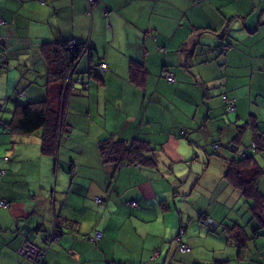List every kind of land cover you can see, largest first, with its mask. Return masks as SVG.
Masks as SVG:
<instances>
[{"label": "crops", "instance_id": "obj_1", "mask_svg": "<svg viewBox=\"0 0 264 264\" xmlns=\"http://www.w3.org/2000/svg\"><path fill=\"white\" fill-rule=\"evenodd\" d=\"M96 1L0 0V59L17 63L0 72V171L5 173L0 199L11 202L10 210L0 208V264H32L18 250L24 240L44 248L55 217L71 229L47 248L45 264H264L263 211L225 182L229 164L244 148L253 140L264 141V0H204L196 7L197 0ZM181 19L192 30L216 28L228 20L240 38L237 51L224 63L221 57L191 58L197 81L210 87L217 78L210 92L190 83V71L180 69L183 63L165 67L179 60L158 51L161 43L171 51L184 48L182 35L188 29L183 22L179 32ZM73 41L90 50L79 74L100 61L107 70H94L97 76L89 79L86 97L69 98L65 124L70 138L61 141L57 156L43 155L36 138L18 137L10 148L2 129L10 120L15 92L23 88L22 103L49 97V67L41 45ZM137 56L147 72L141 86L128 73ZM166 70L174 73V83L165 81ZM126 87L133 97L126 96ZM223 92L236 99V116L225 114ZM239 128H244L241 135ZM184 132L188 142L182 139ZM191 142L196 151L197 146H221L218 157L206 159L199 172L194 169L205 158L190 161L180 151ZM115 143L138 147L140 160L125 154V165L118 166L108 151ZM9 148L10 160L5 161ZM254 160L263 168L262 191L264 148ZM189 165L192 171H184ZM181 180L187 184L180 190ZM170 188L183 196L175 203L194 208L193 222L180 219L181 208L175 211L166 201ZM101 199L107 207L99 205ZM132 201L137 207L126 206ZM205 213L213 226L199 222ZM182 224V241L190 247L186 253L173 242Z\"/></svg>", "mask_w": 264, "mask_h": 264}, {"label": "trees", "instance_id": "obj_2", "mask_svg": "<svg viewBox=\"0 0 264 264\" xmlns=\"http://www.w3.org/2000/svg\"><path fill=\"white\" fill-rule=\"evenodd\" d=\"M204 0L200 1L197 0L196 6L202 5ZM91 5L97 3L96 0H93L92 2L89 1ZM227 23H224L216 28H208L203 27L201 28H193V32L196 35V39L192 40L190 43L191 49H187V45L189 44H181L184 48H177L175 51L179 56H174V60L178 59L179 61L176 64H171L170 66L165 67H177L179 68L178 64L183 63V65L180 66V69L187 72L190 71L189 76H191L190 83L197 84L204 88L205 92H210L215 87L216 79H212L213 85L210 87L208 85H204V82L197 81L196 75L191 71L190 69V62L191 58H199L204 59L207 58V56H214L216 59L220 58L222 59V63H224V59L227 60L229 55H232L237 51L236 48L240 45V38L235 33L234 30H231L229 27V21L226 20ZM75 43L73 48H70V44ZM189 46V47H190ZM164 47V49H162ZM82 48H85L86 50H82ZM43 54V60L46 61L48 64V99L42 102H34V103H26L21 102V98H23L24 90L23 88H19L18 91H16V100L15 105L13 109L10 111V120L8 122H5L3 125L5 126V130L2 129L3 135L7 139L8 146H14L18 143V137L23 138H36L40 140V146L42 149V154L46 156H57L58 152L60 150V143L63 139H69L71 134V128L67 127L65 124V117L67 114V103L69 101V98L73 95H79L83 94L84 97L87 96V93L90 88V81L85 80L80 83H77L79 81L76 80V77L78 78L79 72L77 71L78 63L80 62L81 58L84 54L90 52L89 46L87 44L85 45H78L76 42H58V43H49V44H43L41 45V50ZM160 49V50H159ZM168 51L166 45L163 43L160 44V47H158V51ZM89 60L91 63L92 61V55H90ZM208 60V59H207ZM129 63V73H130V80L136 84L137 86H141V84L144 82L145 77L147 75L145 65L141 63V61H134L130 60ZM6 64V63H5ZM106 65L105 63H102L101 61L97 63L95 66L93 64L90 66L89 70L86 72L89 79L96 78V72L94 73V70L100 69V65ZM203 65L204 61L202 62ZM189 66V67H188ZM6 65L0 67V69H5ZM173 70V68H170ZM190 69V70H189ZM102 71V70H101ZM174 71V70H173ZM104 72V71H102ZM166 74H163V77L165 81L169 84L174 83V73L168 72L166 70ZM77 73V74H76ZM76 74V76H75ZM170 76L172 78L171 81L167 80V77ZM226 76V73H225ZM228 92H230L229 89H224ZM209 95V94H208ZM207 97V95H206ZM205 97V98H206ZM20 98V102L19 99ZM56 98V101H54ZM220 101L224 104V111L225 114H231V116H236V99L231 94H227V92L221 93ZM56 102V103H55ZM233 105V111H230V106ZM213 118H217L216 116ZM255 118V116H254ZM257 119V118H255ZM251 122H254L253 120H250ZM245 128V127H244ZM243 129L239 128V134L241 135V132L243 133ZM186 132L183 133V138L187 142L188 137L186 138ZM264 141H254L249 146V148H244V151L238 155L237 158H235L231 164H229L227 168V172L225 175V182L226 184H229L237 193L239 192L242 197H245L246 199L249 198L251 203L255 205V210H258L259 212L263 211L264 216V194L259 190V178L263 175V168L259 167L257 162H255L254 157L258 153V150L264 148L263 145ZM194 144V142H191L188 147H186L185 150H180L182 152V156L189 159V156L191 157L190 161H196L199 158H205L209 159L210 155L206 154L205 147L204 146H197L200 148V151H195L191 149V145ZM110 145V144H108ZM184 145V144H183ZM111 147H108V151L110 154L115 155L117 157V162L120 163L118 166H123L125 163V154L132 155L137 161L140 160V149L138 147L127 149L123 144L121 143H115L111 144ZM216 145L215 147H217ZM10 148L5 150L2 158L5 161L10 160ZM198 149V148H197ZM118 150V151H117ZM107 150L105 147L102 148L101 152L102 155L106 156ZM205 152V153H204ZM110 155V156H112ZM151 161L149 160V163ZM198 163V162H197ZM190 167H185L184 171H187L188 169L192 171L191 165ZM191 168V169H190ZM204 169V168H203ZM202 168L199 166V168L194 169V172L201 171ZM4 171H0V176L4 175ZM191 173H189L186 177H188ZM180 181V186L178 185V188L181 190V188H184L187 184V182ZM181 187V188H180ZM239 194V195H240ZM55 196L51 194V200L53 205ZM259 200L261 203V207L257 208L259 206ZM0 201L5 202L7 205H9L8 208H5V210H10L11 208V202L0 199ZM98 202V201H97ZM104 204L102 206L107 207V201H101L99 200V205ZM134 202V201H132ZM205 202V206L206 203ZM131 203V202H128ZM136 203V202H135ZM137 204V203H136ZM177 206H173L174 210ZM1 208V207H0ZM4 209V208H2ZM106 209V208H105ZM208 213L202 214V216L199 219V222H201L205 227H211L212 221L207 217ZM209 216V215H208ZM58 222L59 224L69 226L68 223L60 221L57 217L54 218L52 221V230L48 238L45 240V246L44 248H40L43 250H47V248L54 242L49 243L48 239L52 235L53 232V222ZM187 221V220H186ZM198 221V219H197ZM185 223V222H184ZM64 226V227H65ZM186 225L182 224L180 225L178 234L174 237L173 242L176 245V250L180 253H186L190 251V247L188 244L184 243L182 241V236L185 233ZM67 232V230L62 231V233ZM61 233V234H62ZM99 233V232H96ZM100 234V233H99ZM101 235V234H100ZM29 242V241H28ZM31 243V242H30ZM33 244V243H31ZM22 245V244H21ZM35 245V244H33ZM188 247V251L182 252L180 250V247L183 246ZM36 246V245H35ZM38 247V246H37Z\"/></svg>", "mask_w": 264, "mask_h": 264}, {"label": "rangeland", "instance_id": "obj_3", "mask_svg": "<svg viewBox=\"0 0 264 264\" xmlns=\"http://www.w3.org/2000/svg\"><path fill=\"white\" fill-rule=\"evenodd\" d=\"M185 23V25H186V27H187V29H188V32L185 34V35H182V38L184 39V41L186 42V44H190L191 42H192V40H195L196 39V35H195V33L193 32V30H192V28H191V26L189 25V23H188V21L186 20V19H184V20H182L181 19V22H180V26H179V32L180 33H182L181 32V23ZM167 47V49H168V51H164V50H162L161 52H163V53H167L168 55H169V58L170 59H172V61L173 62H175L176 60H174L173 58H174V56L177 54L175 51H171L170 49H171V46L169 45V46H166ZM82 50H86L85 48H82ZM87 56H88V54L86 53V54H84L83 55V57L81 58V60H80V62L78 63V66H77V71L78 72H81V65L83 64V63H86L88 60H87ZM137 58H138V60H136V61H143L142 60V58L141 57H138L137 56ZM24 59H25V56H22V58H21V61H22V66H23V68L25 67L24 66ZM163 59V58H162ZM154 60H156V58L154 57ZM0 61H1V64H0V67H2V66H4V65H6V66H17L16 64V62H15V59H10V60H8V61H5L4 59H0ZM5 62H6V64H5ZM31 62H32V57L31 56H29L28 57V64H31ZM106 67H107V65H106ZM128 68H129V66H128ZM107 70V69H106ZM6 71V69H4V70H1L0 72H5ZM128 73H129V70H128ZM77 74V73H76ZM76 74H75V76H76ZM129 75H130V73H129ZM83 77L85 78V80H89V77H88V75L87 74H81V75H79V77L77 78L76 77V80L77 81H79V82H77V83H80L81 81H82V79H83ZM123 82V81H122ZM80 85H81V83H80ZM127 86V85H126ZM121 90H123V88H122V86H121V88H120ZM112 94V93H111ZM112 96V95H111ZM126 96L127 97H133V90L132 89H130L129 87H126ZM81 97H84V95L83 94H79V95H73V96H71V98H73L74 100H76V99H78V98H81ZM112 99H113V102H114V98H113V96H112ZM117 99V98H116ZM134 109H135V105H131ZM114 108L116 109L117 107H116V105H115V103H114ZM114 108H112V109H110L109 111L113 114V113H115V110H114ZM112 110V111H111ZM117 111V110H116ZM102 120L103 121H105L106 122V118H105V116L103 115V118H102ZM228 147H230V145H228ZM126 148H128V147H126ZM191 149H193V150H195L196 151V148H195V146H193V145H191V147H190ZM221 148V146L219 147V146H217V147H213V148H206L205 149V152H206V154H208V155H210V157H218V154H219V152H217L219 149ZM235 147L234 146H231V149H234ZM200 149V148H199ZM225 149V148H224ZM259 151V150H258ZM204 152V153H205ZM109 156H110V153H109ZM205 163H206V159H204L201 163H197V166H200L201 168H204L205 167ZM227 186L229 185V184H226ZM220 190V189H219ZM170 191H171V195H169V196H167V199L168 200H166L169 204H172L173 206H177V207H179V208H181V213L179 214V217H180V219L181 218H189V219H191V222H193L194 221V217H193V214H195V212H194V208L192 209V208H190V207H186V206H182V201H180V202H174V200L175 199H178V200H183V196L180 194V192H179V190H177L176 191V193H174L173 191H172V189L170 188ZM262 193L264 192V189H262V191H261ZM205 197V196H204ZM206 198V197H205ZM181 205V206H180ZM177 224H179V221L177 222ZM119 226H123V227H128L127 225H123V224H121L120 223V225ZM178 232L179 231H176L175 233H177L178 234Z\"/></svg>", "mask_w": 264, "mask_h": 264}, {"label": "built area", "instance_id": "obj_4", "mask_svg": "<svg viewBox=\"0 0 264 264\" xmlns=\"http://www.w3.org/2000/svg\"><path fill=\"white\" fill-rule=\"evenodd\" d=\"M90 2H92L93 0H89ZM75 45V43H71L70 44V48H73ZM100 69L102 71H106L107 67L106 65L102 64L100 65ZM168 81H171L172 78L170 76L167 77ZM233 105L230 106V110H233ZM127 206L130 207H136L137 204L135 202H131V203H127ZM0 207L1 208H8L9 205H7L5 202L0 201ZM53 232L52 235L50 236V238L48 239L49 243H52L54 241H57L59 239L60 234L62 233V231L64 230H69L71 229L70 226H65L62 224H59L58 222H53ZM65 226V227H64ZM101 237V235L99 233H96L95 235V240H99ZM180 250L182 252H186L188 251V247L187 246H183L180 247ZM19 254L21 256H23L24 258H26L27 260H29L32 264H45L44 260H45V255H46V250L40 249L39 247L31 244L28 241H23L22 245L19 248ZM157 253L154 254L153 259L156 257Z\"/></svg>", "mask_w": 264, "mask_h": 264}, {"label": "clouds", "instance_id": "obj_5", "mask_svg": "<svg viewBox=\"0 0 264 264\" xmlns=\"http://www.w3.org/2000/svg\"><path fill=\"white\" fill-rule=\"evenodd\" d=\"M230 111H233V110H230ZM225 112H228V111H225ZM127 204V203H126ZM127 206V205H126ZM128 207H130V206H128ZM137 207V206H136ZM134 208V207H133ZM60 236H61V234H60ZM60 236H59V238H60ZM59 240V239H58ZM56 242V241H55ZM157 253V252H156ZM44 263H45V260H44Z\"/></svg>", "mask_w": 264, "mask_h": 264}]
</instances>
